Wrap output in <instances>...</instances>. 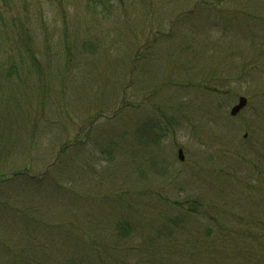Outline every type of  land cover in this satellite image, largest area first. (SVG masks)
<instances>
[{
	"label": "rangeland",
	"instance_id": "374dc122",
	"mask_svg": "<svg viewBox=\"0 0 264 264\" xmlns=\"http://www.w3.org/2000/svg\"><path fill=\"white\" fill-rule=\"evenodd\" d=\"M261 181L264 0H0V264H264Z\"/></svg>",
	"mask_w": 264,
	"mask_h": 264
},
{
	"label": "trees",
	"instance_id": "16d2710c",
	"mask_svg": "<svg viewBox=\"0 0 264 264\" xmlns=\"http://www.w3.org/2000/svg\"><path fill=\"white\" fill-rule=\"evenodd\" d=\"M203 27L201 26V29H202ZM238 29V28H237ZM193 32H194V29L192 30V31H189V33L188 34H193ZM198 35H199V31H195ZM246 33H241V34H237L236 32L234 33V35L236 36V40H238V41H240V42H242V40L240 39V37L241 36H243V35H245ZM234 44V46H232ZM239 44L240 43H238V42H235V43H232V44H229V45H231L232 47H230L231 49H233L234 48V50H236V51H238V50H248V48L247 47H245V46H243V47H241V46H239ZM24 54H29V55H31L32 57H35V53L34 52H30V50H26L25 52H20V53H17L16 55H24ZM234 54H235V52L233 53V55L232 56H234ZM248 54H249V51H248ZM248 54L247 55H242V62H246V61H248L247 59V57H248ZM8 56H13V53H11V52H9L8 54H7ZM141 58V57H140ZM139 58V59H140ZM138 59V54L136 53L135 54V57H134V60H137ZM33 62H35V64H32L31 66L32 67H36L37 65V63H38V61H37V59H33L32 60ZM12 64V65H11ZM21 64L22 63H9V65H11L9 68L10 69H12V70H14L15 72H17L16 71V69H15V66H20L21 67V69H24V68H22V66H21ZM68 146V145H67ZM262 179V178H261ZM262 183L264 182V181H261ZM167 219V218H166ZM169 220L170 221H174V220H171V217H169ZM168 220V221H169ZM117 227H118V232H119V234L120 235H125L126 236V234H128L129 232H130V230H131V224L128 222V221H120V222H118V224H117ZM47 228H53L52 226H47ZM71 228L74 230V231H79L80 232V229L77 227V226H75L74 225V223H72L71 224ZM50 232V231H49ZM81 234H84V232H80ZM44 246H45V244H44ZM1 252L3 251V250H0Z\"/></svg>",
	"mask_w": 264,
	"mask_h": 264
},
{
	"label": "water",
	"instance_id": "95a60500",
	"mask_svg": "<svg viewBox=\"0 0 264 264\" xmlns=\"http://www.w3.org/2000/svg\"><path fill=\"white\" fill-rule=\"evenodd\" d=\"M246 103H247V99H246L244 96H240V97L238 98L237 103L234 104V105L231 107V109H230V114H231L232 116L237 115V114L240 112V110L243 109V107L246 105ZM181 152H182V150H181V149H178V157H179L180 160H182V154H181Z\"/></svg>",
	"mask_w": 264,
	"mask_h": 264
}]
</instances>
